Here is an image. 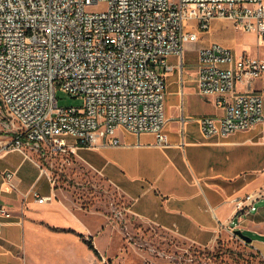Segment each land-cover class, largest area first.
Returning <instances> with one entry per match:
<instances>
[{"label":"built area","instance_id":"1","mask_svg":"<svg viewBox=\"0 0 264 264\" xmlns=\"http://www.w3.org/2000/svg\"><path fill=\"white\" fill-rule=\"evenodd\" d=\"M216 18L264 42V0H0V100L14 134L8 147L60 156L69 166L79 146L121 145L119 129L152 133L155 145L166 146L169 57L183 72L184 48L200 37L191 20L208 31ZM196 66L199 94L223 110L199 118L206 137L264 125V55L212 42L198 48ZM58 89L82 106H60ZM31 193L40 203L50 199ZM258 200L239 198V223ZM11 216L0 205V217Z\"/></svg>","mask_w":264,"mask_h":264},{"label":"crops","instance_id":"2","mask_svg":"<svg viewBox=\"0 0 264 264\" xmlns=\"http://www.w3.org/2000/svg\"><path fill=\"white\" fill-rule=\"evenodd\" d=\"M217 21L216 18L211 22L208 33L212 38L206 45L217 42L234 50V46L240 44V37L253 35L256 44H245L247 50L241 53L264 55V42L255 33L235 29L230 20L224 22V33L219 37ZM178 60L176 55L169 57L175 68L167 74L166 94L168 79L177 74ZM179 75L180 86L169 93L180 94L182 104L178 102L167 109L165 105L169 135L166 146L155 145L152 133L134 134L119 129L121 145L93 147L94 161L86 163L75 156L74 163L85 166L96 179L118 194L126 204L128 215L138 223V231L163 234L177 249L190 251L191 248H219L235 240L234 230L241 229L256 235L251 242H246L247 247L264 260V210L257 209L240 223L236 215V202L248 193L252 182L244 183L241 180L244 172L233 170V166L220 165L218 153L212 150V147L235 144L231 138L241 131L227 137H206L199 118L221 116L223 110L208 97L206 102L213 105L212 111L195 119L192 115L186 117L184 95L194 88L198 92L197 66L189 73L180 70ZM191 120L199 123L197 134L187 130ZM258 126L247 131L253 132ZM13 139V133L0 135V205L9 208L12 214L9 219L0 217L1 221H6L0 231V264H47L38 257L35 248L42 233L72 239L88 254L100 259L81 236L92 235L100 255L113 264H196L192 259H181L176 253L165 258L166 253L158 251L161 255L158 257L154 248L152 252L137 251L124 235V229L113 223L106 210L86 208L77 202L72 192L49 178L52 171L46 164L47 157L43 158L40 152L29 147H8ZM9 172L13 174L10 179L7 178ZM33 188L50 197L49 201L38 202L31 193ZM258 201L264 202L263 199ZM105 236L107 241L99 245ZM127 243L131 245L128 247ZM126 246L130 251L133 249L132 255L122 251Z\"/></svg>","mask_w":264,"mask_h":264},{"label":"rangeland","instance_id":"3","mask_svg":"<svg viewBox=\"0 0 264 264\" xmlns=\"http://www.w3.org/2000/svg\"><path fill=\"white\" fill-rule=\"evenodd\" d=\"M99 7L102 6H98L96 9H99ZM217 20L219 21H217L216 31L220 37L224 33V22L230 20L227 18H217ZM191 22L196 26L200 37L198 42L188 43L184 48L185 73L195 70L198 61V48L206 45L212 38L208 31H203L197 26L196 21L191 20ZM239 41L240 44L234 46L237 55L243 50H247L245 44H256V38L253 35H248L246 38L240 37ZM262 44L264 45V43ZM175 71H177L175 78L168 79V93L165 95L166 109L169 105L174 107L178 102L180 105L182 104L180 94L169 93L181 84L180 69L177 68ZM193 85L195 84L192 83ZM56 96L60 106L79 107L83 104L82 98L74 97L61 89L57 90ZM210 99L213 100V97ZM184 100L185 115L186 117L192 115V119L205 115L214 108L212 104L206 102L205 97H202L199 92H195V88L192 89L191 93L184 95ZM6 120L3 110L0 108V135L13 133L5 128ZM187 130L197 134L200 131L199 123L191 120ZM68 139L72 140L71 138ZM231 139L235 140L236 143L212 147V150L214 149L216 154L218 153L217 160L220 161V165L227 164L233 166L235 171L244 172L241 180L244 183L252 182L248 193H253L256 198L264 200V125L258 126L253 132H238ZM42 156L48 158L46 164L52 171L51 175L57 178L56 184L59 187L72 192L75 200L87 206L86 208L96 207L100 211L106 210L108 216L112 217L113 223L124 229V235L136 246L134 248L141 253L146 252V249L152 252L151 248H154L156 250L154 253L158 257L161 256L158 251L166 253L165 258H170L169 255L176 253L181 259H192L196 264H264V260L259 254L248 248L247 243L239 237L214 250L191 248L190 251H185L177 249L174 246L175 243L168 237L165 239L163 234H158L152 230L151 232H149L150 230L146 232L138 231V223L128 215L124 201L110 187L96 179L85 166L74 163L62 168L60 157L49 154ZM75 156L86 163L94 161L96 158L93 148L88 146H80L78 151L75 152ZM256 205L258 211L264 210V202L258 201ZM255 213L252 212L250 216ZM128 225L133 227H127ZM244 233L250 237H256L252 232L244 231ZM83 236L84 239L93 241L92 235ZM107 236L99 242V245H103L107 241ZM127 245L129 247L131 244L127 243ZM128 247L126 246L122 251L130 256L133 249L130 251ZM35 248L39 252L38 257L47 264H96L97 262V264H113L112 261L104 259L101 255L98 259L96 256L88 254L81 245L65 237H52L45 233L39 234ZM178 250L180 253H178Z\"/></svg>","mask_w":264,"mask_h":264},{"label":"water","instance_id":"4","mask_svg":"<svg viewBox=\"0 0 264 264\" xmlns=\"http://www.w3.org/2000/svg\"><path fill=\"white\" fill-rule=\"evenodd\" d=\"M2 107V101L0 100V108ZM234 234L239 238L243 239L245 242H251L252 237L246 235L241 229L234 230Z\"/></svg>","mask_w":264,"mask_h":264},{"label":"trees","instance_id":"5","mask_svg":"<svg viewBox=\"0 0 264 264\" xmlns=\"http://www.w3.org/2000/svg\"><path fill=\"white\" fill-rule=\"evenodd\" d=\"M81 236H82L83 239H84V236H83V235H81ZM84 241L86 242V244L88 245V247H89L90 249H92V250L94 251V253H95L98 257H101V256H100V253H99L98 250L95 248L94 243H93V241H92L91 239H84Z\"/></svg>","mask_w":264,"mask_h":264}]
</instances>
